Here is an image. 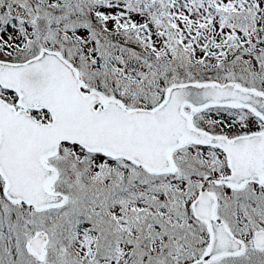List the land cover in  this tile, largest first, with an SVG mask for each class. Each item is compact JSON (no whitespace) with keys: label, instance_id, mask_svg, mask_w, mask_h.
Masks as SVG:
<instances>
[{"label":"snow or ice","instance_id":"obj_1","mask_svg":"<svg viewBox=\"0 0 264 264\" xmlns=\"http://www.w3.org/2000/svg\"><path fill=\"white\" fill-rule=\"evenodd\" d=\"M0 264H264V0H0Z\"/></svg>","mask_w":264,"mask_h":264}]
</instances>
